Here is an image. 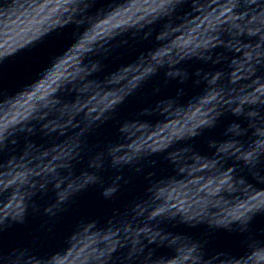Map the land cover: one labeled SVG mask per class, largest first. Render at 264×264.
<instances>
[{
  "label": "clouds",
  "instance_id": "clouds-1",
  "mask_svg": "<svg viewBox=\"0 0 264 264\" xmlns=\"http://www.w3.org/2000/svg\"><path fill=\"white\" fill-rule=\"evenodd\" d=\"M259 2H264V0H258V3ZM182 7L181 4L177 3L176 6H175V9L176 11H178L180 8ZM246 19H248V17H246ZM259 71H264V68H261L259 69ZM15 146V142L14 141H10L8 143L5 144V148L6 149H11V148H14ZM258 169L260 171V173L262 175H264V159L260 160L259 163H258ZM111 194V190H108V191H105L104 195L105 196H108ZM4 264H9V260H10V252H5L4 251Z\"/></svg>",
  "mask_w": 264,
  "mask_h": 264
}]
</instances>
